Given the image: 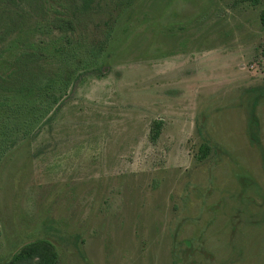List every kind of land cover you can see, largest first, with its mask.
Returning <instances> with one entry per match:
<instances>
[{
  "label": "rangeland",
  "instance_id": "1",
  "mask_svg": "<svg viewBox=\"0 0 264 264\" xmlns=\"http://www.w3.org/2000/svg\"><path fill=\"white\" fill-rule=\"evenodd\" d=\"M131 4L62 97L0 109V264H264V0Z\"/></svg>",
  "mask_w": 264,
  "mask_h": 264
},
{
  "label": "trees",
  "instance_id": "2",
  "mask_svg": "<svg viewBox=\"0 0 264 264\" xmlns=\"http://www.w3.org/2000/svg\"><path fill=\"white\" fill-rule=\"evenodd\" d=\"M110 1L0 0V17L7 23L0 33V43L9 36H18L6 49H0V109H11L14 98L29 95L39 97L41 106H46L56 96V88H60L62 97L76 70L103 47L118 19L133 2ZM240 1L252 6L262 2ZM261 24L264 27V10ZM31 31L40 32L41 37L49 41L37 42L24 37ZM261 51L264 58V41ZM250 121L251 142L260 146L255 106ZM208 151V147L201 150V160L207 158ZM57 262L55 246L48 240H36L23 247L8 264Z\"/></svg>",
  "mask_w": 264,
  "mask_h": 264
}]
</instances>
